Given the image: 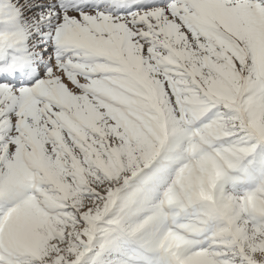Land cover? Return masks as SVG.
<instances>
[{
    "label": "snow or ice",
    "instance_id": "6c2138e0",
    "mask_svg": "<svg viewBox=\"0 0 264 264\" xmlns=\"http://www.w3.org/2000/svg\"><path fill=\"white\" fill-rule=\"evenodd\" d=\"M0 264H264V0H0Z\"/></svg>",
    "mask_w": 264,
    "mask_h": 264
}]
</instances>
